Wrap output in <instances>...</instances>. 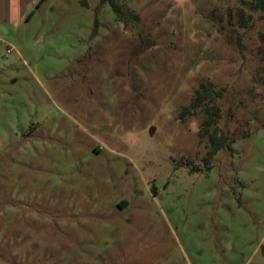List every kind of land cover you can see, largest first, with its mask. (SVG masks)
I'll use <instances>...</instances> for the list:
<instances>
[{"label": "rangeland", "instance_id": "1", "mask_svg": "<svg viewBox=\"0 0 264 264\" xmlns=\"http://www.w3.org/2000/svg\"><path fill=\"white\" fill-rule=\"evenodd\" d=\"M116 1L0 0V264H264V13Z\"/></svg>", "mask_w": 264, "mask_h": 264}, {"label": "trees", "instance_id": "2", "mask_svg": "<svg viewBox=\"0 0 264 264\" xmlns=\"http://www.w3.org/2000/svg\"><path fill=\"white\" fill-rule=\"evenodd\" d=\"M102 3H108L113 11L121 18L123 25L134 24L138 19V15L131 12H125L116 0H100ZM250 4L254 10H260L264 13V0H250ZM220 93L213 91L211 82L201 83L199 88L194 91V97L190 105L183 109V113L194 114L197 110L202 109L205 117L200 126V136H207L209 143V151L203 158L205 167H209V161L221 150L226 149L232 152V142L227 136L220 134L217 128V121L220 119V109L216 104Z\"/></svg>", "mask_w": 264, "mask_h": 264}]
</instances>
